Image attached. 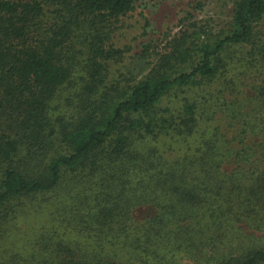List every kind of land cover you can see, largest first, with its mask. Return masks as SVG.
Here are the masks:
<instances>
[{
    "label": "trees",
    "instance_id": "16d2710c",
    "mask_svg": "<svg viewBox=\"0 0 264 264\" xmlns=\"http://www.w3.org/2000/svg\"><path fill=\"white\" fill-rule=\"evenodd\" d=\"M133 10L0 0V239L68 188V230L83 238L43 264H264V107L218 86L231 47L264 58V0H237L213 44L185 37L154 58L146 46L141 73L109 82ZM74 82L68 114L57 100Z\"/></svg>",
    "mask_w": 264,
    "mask_h": 264
},
{
    "label": "rangeland",
    "instance_id": "374dc122",
    "mask_svg": "<svg viewBox=\"0 0 264 264\" xmlns=\"http://www.w3.org/2000/svg\"><path fill=\"white\" fill-rule=\"evenodd\" d=\"M236 1L134 0V10L122 19L112 37V43L124 52V56L111 63L108 81L129 72L141 73L144 68V60L141 59L146 46L151 48L154 58L157 53L169 50L173 42L185 37L190 43L207 41L209 44L223 38L234 30L232 22ZM257 34L264 35V19L257 25ZM225 60L229 70L218 85L223 87L224 96L246 99L251 108L264 107V101H257L264 87V58L257 59L247 46L231 47ZM145 61L152 62L150 58ZM76 81L80 83L78 78ZM224 81L227 88L223 86ZM78 88L74 82L57 100L68 114L75 111ZM68 192V188H64L52 201L44 199V203L24 211L26 214L10 223L9 229L6 227L0 239V264H43L48 260L57 263L60 256H64L61 245L75 247L78 238L79 242L82 241V236H75L68 230L74 202L68 199ZM150 211L143 208L139 215L146 218Z\"/></svg>",
    "mask_w": 264,
    "mask_h": 264
}]
</instances>
